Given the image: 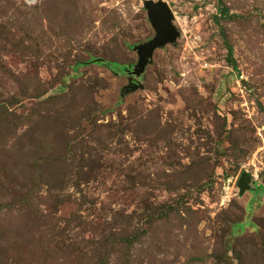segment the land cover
<instances>
[{
    "label": "rangeland",
    "instance_id": "1",
    "mask_svg": "<svg viewBox=\"0 0 264 264\" xmlns=\"http://www.w3.org/2000/svg\"><path fill=\"white\" fill-rule=\"evenodd\" d=\"M0 264H264V0H0Z\"/></svg>",
    "mask_w": 264,
    "mask_h": 264
},
{
    "label": "water",
    "instance_id": "2",
    "mask_svg": "<svg viewBox=\"0 0 264 264\" xmlns=\"http://www.w3.org/2000/svg\"><path fill=\"white\" fill-rule=\"evenodd\" d=\"M144 7L147 11L149 22L155 31V36L146 43L135 46L138 61L131 71L125 70V72H129L135 79L140 78L144 73L155 50L161 49L167 44H174L180 35L173 24L174 16L166 2L145 1ZM134 86L140 87L139 81H136ZM249 184V176L243 174L238 183L241 193L250 188Z\"/></svg>",
    "mask_w": 264,
    "mask_h": 264
},
{
    "label": "trees",
    "instance_id": "3",
    "mask_svg": "<svg viewBox=\"0 0 264 264\" xmlns=\"http://www.w3.org/2000/svg\"><path fill=\"white\" fill-rule=\"evenodd\" d=\"M99 63V62H98ZM106 66L111 69V70H115V71H119V72H122V71H125L126 69L124 67H121L119 65H116V64H106ZM124 68V70H123Z\"/></svg>",
    "mask_w": 264,
    "mask_h": 264
}]
</instances>
